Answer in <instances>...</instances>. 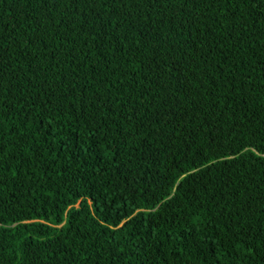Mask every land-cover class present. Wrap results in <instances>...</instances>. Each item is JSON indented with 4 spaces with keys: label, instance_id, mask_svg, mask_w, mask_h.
Segmentation results:
<instances>
[{
    "label": "trees",
    "instance_id": "obj_1",
    "mask_svg": "<svg viewBox=\"0 0 264 264\" xmlns=\"http://www.w3.org/2000/svg\"><path fill=\"white\" fill-rule=\"evenodd\" d=\"M0 264H264V0H0Z\"/></svg>",
    "mask_w": 264,
    "mask_h": 264
}]
</instances>
